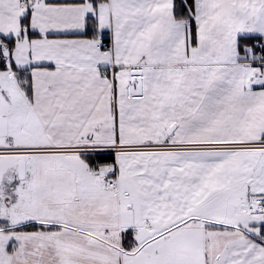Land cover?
I'll use <instances>...</instances> for the list:
<instances>
[{
	"label": "snow or ice",
	"instance_id": "obj_1",
	"mask_svg": "<svg viewBox=\"0 0 264 264\" xmlns=\"http://www.w3.org/2000/svg\"><path fill=\"white\" fill-rule=\"evenodd\" d=\"M0 264H264V0H0Z\"/></svg>",
	"mask_w": 264,
	"mask_h": 264
}]
</instances>
